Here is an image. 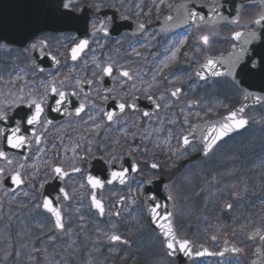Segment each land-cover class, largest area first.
<instances>
[{
	"label": "flooded vegetation",
	"instance_id": "af4514ba",
	"mask_svg": "<svg viewBox=\"0 0 264 264\" xmlns=\"http://www.w3.org/2000/svg\"><path fill=\"white\" fill-rule=\"evenodd\" d=\"M63 3L57 25L35 18L0 43V222L4 194L16 199L28 187L37 240L73 250L76 264L211 262L181 263L169 255L160 228L150 225L157 204L149 199L168 193L169 221L192 255L231 242L242 249L240 259L252 255V264L264 236V67L257 55L264 54V20L255 23L264 16V0H72L70 9ZM68 17L74 22L66 23ZM101 21L107 34L93 30ZM237 31L245 34L240 40L233 38ZM82 40L89 43L73 60ZM209 58L214 69L203 67ZM213 70L223 75L212 76ZM252 99L262 103L241 114L247 127L204 155L196 141L206 137L203 128ZM33 101L43 112L29 125ZM17 127L24 143L14 148L8 138ZM112 172H123L124 183ZM14 174L25 186L10 194L3 185ZM89 176L103 186L93 188ZM47 186H57L50 200L63 228L42 209ZM159 205L170 208L165 199ZM219 228L222 238L213 239Z\"/></svg>",
	"mask_w": 264,
	"mask_h": 264
},
{
	"label": "snow or ice",
	"instance_id": "6c2138e0",
	"mask_svg": "<svg viewBox=\"0 0 264 264\" xmlns=\"http://www.w3.org/2000/svg\"><path fill=\"white\" fill-rule=\"evenodd\" d=\"M72 0H68V2L63 3V8L64 9H70V7H72ZM262 20H264V16H261L260 19L256 20L255 23H260ZM66 23L71 24L74 22V18L68 17L65 20ZM93 30L96 31H100L103 32L105 34H107V25L101 21L99 24V27L97 29V26L95 24L92 25ZM141 28H143V25L140 26ZM245 35L244 33L237 31L234 33V39L236 40H240L241 37ZM248 35H255L254 33H250ZM201 39L203 40V42L205 44L208 43L209 41V37L208 36H203L201 37ZM88 40H82L80 41L79 44L76 45L75 48L72 49V59L75 60L77 58V55L83 51V49L85 47H87L88 45ZM245 43H247V40L245 41ZM36 45H33V47H35ZM241 52H243V49L241 50ZM257 55H261V67H264V54H260L257 53ZM237 59H239V57H237ZM257 63L256 62H252L251 63V68L255 69L257 68ZM205 68H211L214 69L215 68V62L209 58L207 60V63L203 66ZM105 72L107 73H111V68H106ZM122 75L124 76H129L128 72H123ZM197 75L200 76L201 74L199 72H197ZM212 76H221L223 75V73L219 72V71H212L211 72ZM131 78V77H129ZM204 77L201 76V79H203ZM52 91H56L55 88L52 89ZM61 100L57 101V104L61 103L64 97V93L61 92L59 93ZM173 95H175V93H173ZM33 103L35 104V113L33 115H31L28 119H27V123L29 125L32 124H36L39 123L40 120V115L43 112V108L41 107V105L39 103H36L35 101H33ZM119 108L121 109V111L124 110L125 105L123 103H121L119 105ZM83 109V105H81V108L77 110V114H79V111H81ZM57 111H59V108L56 109ZM243 108L239 109V112H243ZM145 115H147V113H145ZM108 119L111 120L112 119V113H107ZM238 117V112L237 111H233L231 112L228 117L225 118V121L222 122L221 124H219V126H213L209 132H208V137H207V142L204 145V154L207 155L210 151H212L213 147L220 141L222 140L224 137L228 136L230 133L242 129L244 128L248 121L244 118H237ZM3 116H0V119H3ZM50 123V121H49ZM20 129L19 127H17L14 131H13V135L11 137L8 138V143L12 146V147H20L21 145H23L24 143V137L23 136H17L16 133L19 132ZM184 144L187 145L189 144V141L187 139V137L184 138ZM4 153L0 152V156H3ZM153 168H156L157 165L153 164L152 165ZM135 167H133V171H135ZM55 171L58 174H63L62 170L60 168H56ZM74 171H79V169H74ZM112 179L116 180L119 179L120 183H124V173L123 172H112ZM12 181L13 183L19 185L22 183V180L19 177V174L15 175L12 177ZM88 181L89 183L93 186V188L96 187H102L103 184L99 179H96L92 176L88 177ZM109 183H111V181H109ZM61 191H63V189H61ZM65 198H67V193H65ZM93 203L94 205L99 209L100 213L103 214L104 209L103 206L101 204L100 201L96 200L95 196H93ZM43 207L50 213H52L55 217V221H56V226L58 228H63V223H62V218H61V214L58 208L53 207L52 205V201L45 199L43 202ZM160 205H156V207H154L151 211L153 214V220H156L157 216L159 215V213L157 212V208H159ZM229 207H231V205H229ZM171 216V213L168 214V216L163 217V219L166 221L165 223H159L158 227L160 228V230L163 232L164 236L166 237L165 243L167 248L170 250L169 251V255H172L174 252L177 251V246H178V250L180 252H183L185 255L191 256L192 252L191 249L189 247L190 242L188 240H179L176 237V234L174 232L173 226L171 224V222L169 221V217ZM111 239L113 241H119L121 238L119 236H112ZM213 239H215V237H213ZM234 251H239V249H234ZM205 253H207V250L205 249L204 252H197L195 253V255L197 256H202L205 255ZM208 254H213V253H208ZM216 255H223V253H215Z\"/></svg>",
	"mask_w": 264,
	"mask_h": 264
},
{
	"label": "rangeland",
	"instance_id": "374dc122",
	"mask_svg": "<svg viewBox=\"0 0 264 264\" xmlns=\"http://www.w3.org/2000/svg\"><path fill=\"white\" fill-rule=\"evenodd\" d=\"M235 146V145H234ZM236 152V150H235ZM240 152V151H238ZM29 181V176H25ZM27 187V185H26ZM230 190H235L236 186H229ZM236 191V190H235ZM232 191V192H235ZM3 208L6 210L5 218L0 222V264H76L73 258V250L67 249L62 252L56 248H49L46 243L52 241H39V237L34 233L31 215L33 210L30 202L28 187L19 192L16 199L4 194ZM10 218L7 220V218ZM4 227L3 230L1 228ZM223 230L219 228L213 231V237L222 238ZM38 245H36V243ZM252 255L247 259L226 258L224 260H214L204 264H248Z\"/></svg>",
	"mask_w": 264,
	"mask_h": 264
},
{
	"label": "water",
	"instance_id": "95a60500",
	"mask_svg": "<svg viewBox=\"0 0 264 264\" xmlns=\"http://www.w3.org/2000/svg\"><path fill=\"white\" fill-rule=\"evenodd\" d=\"M50 3H52V5L49 4L48 6H45V5H40L41 4L40 0H0V43L5 42V41L8 42V41L14 40L15 37L17 36L18 31L21 29V27L24 24H31L35 18L40 22L46 23V25H49L51 23H53V25H57L54 22L59 19L63 2H62V0H52V2H50ZM57 12H58V17L56 18ZM259 103H262V101H254L253 99L251 101L248 100L245 102V104L241 108H243L244 109L243 112H245L249 107L257 106ZM236 111L238 112L237 118H241L240 116H241V114H243V112H239V110H236ZM224 121H225V118L218 121V122L208 124L207 126H205L203 128V133L206 135V137H204L202 139H197V138L196 139L202 140L203 145H205V143L207 142L209 130L213 126H219V124H221ZM245 128H246V126L242 129H239V130H236V131L230 133L228 136H226L222 140H220L214 147H216L221 141L230 137L234 133L242 131ZM22 155H24V153H22ZM12 177H10L6 180L5 186H6V188H10L11 192H14L19 187L23 186V182L21 184L17 185L15 183H13ZM20 179H21V177H20ZM55 187H57V186H47L46 187L45 195L42 199V205H43V202L45 199L50 200V198L52 197L51 188H55ZM149 189H150V187H149ZM154 195L155 196H153V198H150L149 200L150 201L155 200L157 205H159L161 203L162 199L168 200L170 202V208L169 209L157 208V212L159 213V215L157 216L156 220H153V214L151 211V214L149 217V221L151 223L150 225H152V228L154 230L159 231V227H158L159 219H160V212L159 211H161L164 216H168V214L171 213V211H172V200H171V197H169L168 193L164 194L165 195L164 198H162L161 196L159 197L156 194H154ZM52 205H53V207L55 206V200L52 201ZM43 209L46 210L44 207H43ZM169 219L171 220L170 217H169ZM262 240H263L262 246L257 251V253L259 254V258L256 261H254L253 264H264V238ZM234 249H239V248H237L234 244L226 243L225 246L223 247V249L220 252H218V253H223V255H216L215 252H210L206 249L207 253H205V255L188 256V255H185L183 252H180L178 250V247H177V251L174 252L172 254V256L176 257L181 262H185V261H188L194 257L195 258H202V257L221 258L228 253L238 254L239 252H241L240 249H239V251H234ZM169 251L170 250L168 249V252ZM204 251H205V249L201 248L199 252H204ZM208 253H213V254H208Z\"/></svg>",
	"mask_w": 264,
	"mask_h": 264
}]
</instances>
